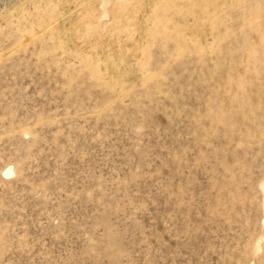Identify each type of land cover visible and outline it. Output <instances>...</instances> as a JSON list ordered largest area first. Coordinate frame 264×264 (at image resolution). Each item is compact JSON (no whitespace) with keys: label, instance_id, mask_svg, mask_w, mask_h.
<instances>
[{"label":"rangeland","instance_id":"obj_1","mask_svg":"<svg viewBox=\"0 0 264 264\" xmlns=\"http://www.w3.org/2000/svg\"><path fill=\"white\" fill-rule=\"evenodd\" d=\"M0 264H264V0H0Z\"/></svg>","mask_w":264,"mask_h":264},{"label":"bare ground","instance_id":"obj_2","mask_svg":"<svg viewBox=\"0 0 264 264\" xmlns=\"http://www.w3.org/2000/svg\"><path fill=\"white\" fill-rule=\"evenodd\" d=\"M12 174V171L9 169L7 172H6V175H11Z\"/></svg>","mask_w":264,"mask_h":264}]
</instances>
